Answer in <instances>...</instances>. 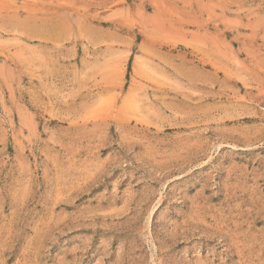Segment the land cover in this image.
Returning a JSON list of instances; mask_svg holds the SVG:
<instances>
[{
	"label": "rangeland",
	"instance_id": "374dc122",
	"mask_svg": "<svg viewBox=\"0 0 264 264\" xmlns=\"http://www.w3.org/2000/svg\"><path fill=\"white\" fill-rule=\"evenodd\" d=\"M0 264H264V0H0Z\"/></svg>",
	"mask_w": 264,
	"mask_h": 264
}]
</instances>
